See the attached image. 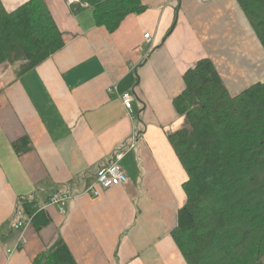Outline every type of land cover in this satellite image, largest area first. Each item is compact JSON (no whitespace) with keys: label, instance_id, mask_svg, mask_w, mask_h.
<instances>
[{"label":"crops","instance_id":"crops-1","mask_svg":"<svg viewBox=\"0 0 264 264\" xmlns=\"http://www.w3.org/2000/svg\"><path fill=\"white\" fill-rule=\"evenodd\" d=\"M0 1L12 12L29 0ZM45 3L62 49L21 77L0 66V264H33L57 241L76 264H186L171 236L187 181L168 141L186 127L173 101L203 59L231 96L264 83L262 46L236 0H141L145 11L112 34L91 9ZM118 152L128 183L84 194ZM55 192L73 197L63 212L47 206ZM20 198L50 223H31L26 245L8 256Z\"/></svg>","mask_w":264,"mask_h":264},{"label":"trees","instance_id":"trees-1","mask_svg":"<svg viewBox=\"0 0 264 264\" xmlns=\"http://www.w3.org/2000/svg\"><path fill=\"white\" fill-rule=\"evenodd\" d=\"M236 2L264 50V0ZM86 8L95 25L109 34L127 17L145 11L141 0H79L70 5L75 15ZM63 45L45 0H29L12 12L0 1V66H11L21 77ZM183 82L173 106L186 127L168 135V141L187 175L186 201L172 239L186 264H264V83L231 96L207 59L187 70ZM14 147L21 153L17 143ZM18 209L37 230L50 223L25 198L18 200ZM33 264L76 263L57 241Z\"/></svg>","mask_w":264,"mask_h":264},{"label":"built area","instance_id":"built-area-1","mask_svg":"<svg viewBox=\"0 0 264 264\" xmlns=\"http://www.w3.org/2000/svg\"><path fill=\"white\" fill-rule=\"evenodd\" d=\"M68 3L74 4L79 3V0H67ZM144 38L149 42V34H146ZM109 94L116 93L115 88L108 89ZM122 105L124 109L128 112L131 116L133 114L132 111V97L129 93H124L120 96ZM134 144H131V148ZM124 152H118L114 155L113 160L104 168L99 170L98 174L96 175L95 182L92 186H90L84 194H87L93 198H97L99 195V189H110L116 186L124 185L128 183V177L124 170L121 167V161L124 158ZM73 199L72 195L69 193L63 192H55L51 195L48 199L47 206L56 207L61 212L64 211L66 205ZM15 223H14V230L20 232V238L12 249L7 250V255L11 256L14 252L18 249L24 247L27 243L25 232L31 225V218L26 216L24 212L20 209L16 210L15 214Z\"/></svg>","mask_w":264,"mask_h":264},{"label":"rangeland","instance_id":"rangeland-1","mask_svg":"<svg viewBox=\"0 0 264 264\" xmlns=\"http://www.w3.org/2000/svg\"><path fill=\"white\" fill-rule=\"evenodd\" d=\"M13 69V68H12ZM15 74V73H14Z\"/></svg>","mask_w":264,"mask_h":264}]
</instances>
